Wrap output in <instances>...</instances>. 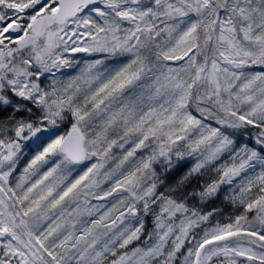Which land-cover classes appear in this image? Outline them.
Masks as SVG:
<instances>
[{"label":"snow or ice","instance_id":"snow-or-ice-1","mask_svg":"<svg viewBox=\"0 0 264 264\" xmlns=\"http://www.w3.org/2000/svg\"><path fill=\"white\" fill-rule=\"evenodd\" d=\"M0 264H264V0H0Z\"/></svg>","mask_w":264,"mask_h":264}]
</instances>
